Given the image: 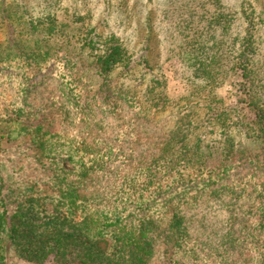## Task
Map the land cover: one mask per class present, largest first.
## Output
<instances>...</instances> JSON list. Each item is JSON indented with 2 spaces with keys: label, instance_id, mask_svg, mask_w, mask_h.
Listing matches in <instances>:
<instances>
[{
  "label": "rangeland",
  "instance_id": "obj_1",
  "mask_svg": "<svg viewBox=\"0 0 264 264\" xmlns=\"http://www.w3.org/2000/svg\"><path fill=\"white\" fill-rule=\"evenodd\" d=\"M0 6L10 7L13 19H21L0 27V41L23 35L26 20L54 21V26L71 30L67 39L61 32L52 37L40 34L51 43L58 40V51L43 68L0 65L4 188L16 180L33 182L52 175L54 165L73 170L74 163L94 156L103 183H111L119 169H136L141 163L139 155L157 149L151 137L161 140L176 129L187 135L177 145L187 143L205 152L208 166L226 146L260 155L263 143L245 124L253 122L255 114L248 105L252 96L245 91L243 79L225 72L223 83L210 88L195 61L199 52L214 43L226 49L239 33L243 35L245 11L253 12L257 17L253 62L258 71V98L264 105V0H0ZM91 38L97 41L96 48L110 39L118 40L132 57L131 68L118 67L110 88L105 86L97 93L103 77L94 66L96 50L87 44ZM155 78L161 80L159 91L165 90L170 102L163 110L153 108L145 115L127 92L151 98L154 92L149 87ZM211 95L221 99L218 107H237L235 113L244 123H236L235 113L228 115L230 125L210 118ZM37 125H43L50 136L43 161L32 132H23L24 126ZM251 169L252 162L239 164L233 176L242 181ZM256 169H262L260 175L242 185L216 188L229 183L228 176L210 181L202 192L205 180L199 179L188 184L193 192L178 191L183 187L178 186L170 191L169 199L163 197L155 204L147 214L155 220L157 231L149 264L262 261L264 184L260 183L264 167ZM15 199L7 204L11 209L18 204ZM175 215L182 219L179 228L172 226ZM8 264L36 263L14 256ZM44 264L60 263L51 258Z\"/></svg>",
  "mask_w": 264,
  "mask_h": 264
},
{
  "label": "trees",
  "instance_id": "obj_2",
  "mask_svg": "<svg viewBox=\"0 0 264 264\" xmlns=\"http://www.w3.org/2000/svg\"><path fill=\"white\" fill-rule=\"evenodd\" d=\"M7 8L0 6V27L7 28L12 22L21 20L13 19L12 10ZM256 19L253 12L245 11V33H239L226 49L223 44L214 43L199 52L195 62L210 88L223 83L225 72L230 71L243 79L245 91L252 96L248 105L255 114V120L245 124L263 143L259 156L250 150L226 146L219 158L210 164L212 166H208L205 152L189 148L187 143L177 145L186 140L187 135L176 129L173 135L169 133L161 140L149 137L156 142L157 149L139 155L141 163L136 169H119L111 183H103L97 156L87 157L86 161L80 159L74 163L73 170L65 166L60 170L54 165L52 175L33 182L16 180L6 188L0 165V264H8L14 256L36 264H44L51 258L60 264H149L155 253L157 231L155 220L147 214L163 197L169 199L172 189L183 186L178 187V191L185 188L193 192L188 184L204 179L201 183L204 192L210 181L230 176L229 183L216 187L223 188L242 185L260 175L262 169L256 168L264 167V105L258 98V71L253 62ZM24 25L23 35L0 41V65L43 68L58 51V40L55 38L51 43L49 37L40 34L46 32L52 37L61 32L67 39L66 34L71 31L70 27L66 31L54 26V21L26 20ZM96 43L91 38L87 44L96 50L94 66L97 75L103 77L100 88L95 90L97 93L105 86L110 88L112 74L118 67L131 68L132 57L118 40L110 39L100 48L95 47ZM162 87L161 80L155 78L149 87L154 92L153 97L144 98L130 91L127 97L139 104L145 115H150L151 109L163 110L170 102L165 90L159 91ZM211 96L210 118L230 125L228 115L237 112V107H218L221 99ZM235 114L239 118L236 123H244L241 116ZM26 131L32 132L43 161L50 138L48 131H44L43 125L31 129L24 126L23 132ZM71 138L66 136L68 140ZM246 162H252V169L238 181L233 171ZM12 197L18 202L13 209L7 205ZM174 219L172 226L179 228L182 219L177 215ZM257 264H264V254Z\"/></svg>",
  "mask_w": 264,
  "mask_h": 264
}]
</instances>
